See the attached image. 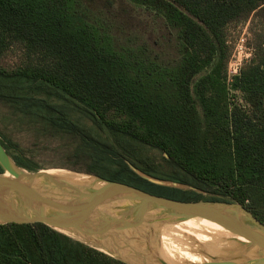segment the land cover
Masks as SVG:
<instances>
[{
  "label": "trees",
  "instance_id": "16d2710c",
  "mask_svg": "<svg viewBox=\"0 0 264 264\" xmlns=\"http://www.w3.org/2000/svg\"><path fill=\"white\" fill-rule=\"evenodd\" d=\"M103 1L0 0V55L20 43L39 59L0 64V100L56 143L65 168L176 200L236 202L264 223V40L227 75V27L264 22V0ZM0 139L19 167L44 169ZM130 143L159 149L190 178L137 164ZM129 162L193 188L151 182ZM0 264L127 263L44 223L10 222L0 223Z\"/></svg>",
  "mask_w": 264,
  "mask_h": 264
},
{
  "label": "water",
  "instance_id": "95a60500",
  "mask_svg": "<svg viewBox=\"0 0 264 264\" xmlns=\"http://www.w3.org/2000/svg\"><path fill=\"white\" fill-rule=\"evenodd\" d=\"M129 164L151 182L182 188L164 184V179ZM0 165L4 169L0 173V223H44L127 264H148L147 255L153 252L136 249L124 236L136 235L146 241L149 251L155 236L162 239L163 228L202 219L223 227V240L254 250L257 256L239 262L217 259L203 249L200 253L210 260L199 264H264V223L242 204L176 200L89 173L83 175L93 177L91 182L76 180L72 174L82 173L73 171H29L15 163L1 139ZM176 183L187 186L182 189L193 188ZM156 258L161 264H169L160 256Z\"/></svg>",
  "mask_w": 264,
  "mask_h": 264
},
{
  "label": "rangeland",
  "instance_id": "374dc122",
  "mask_svg": "<svg viewBox=\"0 0 264 264\" xmlns=\"http://www.w3.org/2000/svg\"><path fill=\"white\" fill-rule=\"evenodd\" d=\"M93 5H97L99 3H103V0H89ZM118 3H122V1L117 0ZM124 7V6H123ZM228 40L232 46V51L235 50L236 45L240 41L241 38L246 39V44L248 48L255 46L257 40H264V22L259 20L255 14H253L249 19L241 22L231 23L227 27ZM38 54L33 55V58H30L28 55V50L26 46H23L20 43L13 44L7 51L0 55V64L4 67H24L30 65L31 63H37L39 59H37ZM235 95L237 100H241L240 92H232ZM79 114L82 115L79 117L81 122H86L89 124L91 120L86 117L87 114H83L81 110H78ZM89 119V120H88ZM34 128V124L27 120L23 115L17 114L14 108H12L5 101L0 100V131L3 136L11 139L15 143L20 145V148L24 150L28 157L36 160L40 165L44 167L45 170H60V171H73L71 169L63 167L65 161L59 155L54 152V148L56 143L53 140H50L44 135H40L41 137L36 138L35 135L36 130ZM41 130L42 127H41ZM135 150H138L140 155L134 154L132 158L134 161L143 166L147 161L154 160L161 164L160 173L161 175H183L187 176L186 178H190L184 171L179 169L175 164L169 163L167 164L165 160H163L162 152L150 146H146L140 143H130L128 145ZM138 168V167H137ZM77 172V171H73ZM85 174V172H77ZM170 177V176H169ZM160 179V178H159ZM164 184L179 186L182 188H187V186L178 185L174 180L164 179ZM228 238V237H225ZM124 239L127 240L133 247L138 250H141L145 253H151L147 255V263L148 264H161L158 262L156 256L159 254L157 250L161 244L162 239L160 236H155V238L151 241L152 249L148 251L146 248V241L137 239L136 235L124 236ZM205 243L210 244L208 247H195L196 250L202 253L203 249L215 256L217 259H236L237 261H245L247 257H255L257 256V252L254 250H246L243 246L235 242H228V240H223L222 236H217L216 239H210L205 241ZM194 246L193 244H190ZM196 246H198L196 244ZM213 246V248L211 247ZM157 247V248H156ZM211 248V250L209 249ZM153 254V255H152ZM154 256V257H153ZM161 258L163 256L159 255ZM206 256V255H205ZM207 258V256H206ZM164 259V258H163ZM207 260H210L207 258ZM201 261V260H200ZM168 262V261H167ZM169 263V262H168ZM202 263V261H201ZM171 264V263H169Z\"/></svg>",
  "mask_w": 264,
  "mask_h": 264
},
{
  "label": "bare ground",
  "instance_id": "6f19581e",
  "mask_svg": "<svg viewBox=\"0 0 264 264\" xmlns=\"http://www.w3.org/2000/svg\"><path fill=\"white\" fill-rule=\"evenodd\" d=\"M52 172L55 174L70 173L60 170H52ZM72 175L79 181H93V177L83 174ZM223 234H226V230L216 223L202 219L190 220L163 228L162 244L156 250L159 255L163 256L171 264H199L201 261L205 262L208 260L195 247L210 246L205 241L211 238L216 239L217 236H222Z\"/></svg>",
  "mask_w": 264,
  "mask_h": 264
},
{
  "label": "built area",
  "instance_id": "2783aa9c",
  "mask_svg": "<svg viewBox=\"0 0 264 264\" xmlns=\"http://www.w3.org/2000/svg\"><path fill=\"white\" fill-rule=\"evenodd\" d=\"M252 55L253 49L248 48L244 37L241 38L228 62L227 75L229 80L239 74L243 65L250 60Z\"/></svg>",
  "mask_w": 264,
  "mask_h": 264
}]
</instances>
